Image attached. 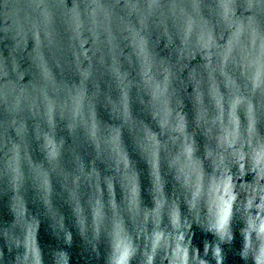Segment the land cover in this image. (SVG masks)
<instances>
[{
    "label": "clouds",
    "instance_id": "1",
    "mask_svg": "<svg viewBox=\"0 0 264 264\" xmlns=\"http://www.w3.org/2000/svg\"><path fill=\"white\" fill-rule=\"evenodd\" d=\"M0 264H264V0H0Z\"/></svg>",
    "mask_w": 264,
    "mask_h": 264
}]
</instances>
